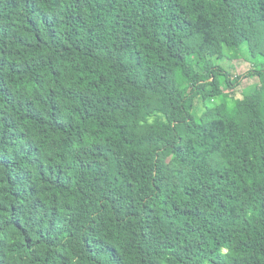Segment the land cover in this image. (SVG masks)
<instances>
[{"label":"trees","instance_id":"16d2710c","mask_svg":"<svg viewBox=\"0 0 264 264\" xmlns=\"http://www.w3.org/2000/svg\"><path fill=\"white\" fill-rule=\"evenodd\" d=\"M0 264H264V0H0Z\"/></svg>","mask_w":264,"mask_h":264},{"label":"rangeland","instance_id":"374dc122","mask_svg":"<svg viewBox=\"0 0 264 264\" xmlns=\"http://www.w3.org/2000/svg\"><path fill=\"white\" fill-rule=\"evenodd\" d=\"M222 64L229 68V70L233 73L234 77L247 74L250 70L253 69V63L249 59V55H247L246 53H243L242 56L236 57V58L232 59L231 61L228 59H225L222 62ZM217 79H218V86H219L220 92L223 95H225L227 98L228 97V89H227V85H226L224 78L218 77ZM258 82H259V80L256 77L243 79L241 81L240 85H238V87L236 88L238 95L240 96V95H243L244 93L249 92L252 89V87L254 86V84H256ZM162 157L165 160H167V162H169V160L172 157V154L166 153V154H163ZM169 170H170V172H174V170L172 168H170Z\"/></svg>","mask_w":264,"mask_h":264}]
</instances>
